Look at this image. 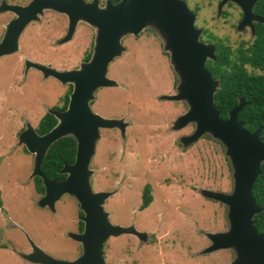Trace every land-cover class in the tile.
Instances as JSON below:
<instances>
[{"label":"rangeland","instance_id":"obj_1","mask_svg":"<svg viewBox=\"0 0 264 264\" xmlns=\"http://www.w3.org/2000/svg\"><path fill=\"white\" fill-rule=\"evenodd\" d=\"M30 1L0 0V39L15 17L3 9ZM107 1L96 0L100 8ZM183 1L195 14V27L202 29V42L210 35L233 52L252 43L253 22L241 24L242 12L234 3L219 7L220 0ZM37 16L39 20L29 22L21 32L18 51L0 57V264H32L15 252L31 253L28 240L55 259L71 261L81 254L80 245L66 235L81 220L78 203L63 194L54 212L39 205L44 193L36 192L35 176L30 177L33 155L17 146V135L26 122L35 128L45 109L60 107L70 88L34 69L25 72L24 59L59 71L78 69L82 58L93 52L95 30L78 22L73 37L58 44L65 34L66 17L46 9ZM121 44L124 51L106 72L117 86L97 88L89 107L129 124L124 138L117 129L99 130L88 164L89 184L93 192L115 190L102 205L110 213L111 224L128 227L133 221L143 235L107 237L102 244L103 262L227 264L235 257L233 248L202 252L211 243L206 234L229 228L227 207L201 194L203 189L231 193L232 169L224 148L206 133L183 147L179 140L191 135L193 123L177 131L169 129L187 105L159 99L175 93L177 77L158 32L148 26L137 36L124 35ZM145 186L150 187L152 199L137 212Z\"/></svg>","mask_w":264,"mask_h":264},{"label":"water","instance_id":"obj_2","mask_svg":"<svg viewBox=\"0 0 264 264\" xmlns=\"http://www.w3.org/2000/svg\"><path fill=\"white\" fill-rule=\"evenodd\" d=\"M256 1L220 0L219 7L232 2L242 12L241 24L264 23L262 18L252 13ZM45 9L63 14L67 19L66 34L58 44L72 38L78 22L90 25L95 30L93 52L88 61L79 64L78 69L65 71L24 59L25 72L35 69L45 79L51 77L62 85H71V91L65 109H46L55 118L56 124L48 132L38 135L26 122L17 135V146H23L26 152L33 155L30 177L41 178L44 187V194L38 200L41 207L52 210L63 194H68L78 203L83 230L79 233L67 232L66 235L80 245L81 254L71 261L55 259L30 240L31 253L22 254L14 250L16 254L32 264H105L102 244L107 237L127 233L136 237L143 235L132 224L122 227L108 220L110 213L103 210L102 205L115 190H91L88 164L95 154L99 130L117 129L124 138L129 123L123 118L103 117L91 111L89 101L94 98L97 88L117 86L116 81L106 77V72L108 64L124 51L121 38L130 34L137 36L150 26L158 32L177 77L175 93L161 95L159 99L187 105L185 112L170 123L169 129L177 131L193 123V132L180 138L181 145L186 147L206 133L223 146L232 169L231 193L201 190L204 197L227 207L229 222L227 231L206 234L211 243L202 252L233 248L235 257L227 264H264V234L256 231L253 222V216L260 212V208L251 195L252 184L259 175L260 164L264 162V144L259 141V129L248 132L243 127L244 123L237 119V113L244 104L241 98L228 111L226 118H220L213 102L218 81L205 68L206 60H215V45L200 40L202 29L195 27V14L186 3L183 0H119L115 3L107 1L100 8L96 0L88 3L83 0H31L25 6H7L3 10L12 12L15 17L5 25L0 39V57L18 51L21 32L29 22L38 21L37 15ZM63 137H70L75 142L74 161L58 171L66 175L63 180L46 179L39 170L43 157L48 147Z\"/></svg>","mask_w":264,"mask_h":264},{"label":"trees","instance_id":"obj_3","mask_svg":"<svg viewBox=\"0 0 264 264\" xmlns=\"http://www.w3.org/2000/svg\"><path fill=\"white\" fill-rule=\"evenodd\" d=\"M252 13L264 20V0L255 2ZM252 26L254 30L252 43L247 50L238 48L235 53L219 40L207 35L204 41L214 42L215 60H207L205 68L218 81L213 102L219 111L220 118H226L228 111L237 105L238 98H241L244 104L237 113V119L244 123L243 127L248 132L259 129V141L264 144V74H256L252 71L254 69L264 71V23L256 22ZM88 57L89 55H86L84 60L88 61ZM245 66L251 67L252 70L247 71ZM67 97L68 94L63 96V106L60 108L65 107ZM55 124V118L45 113L34 129L38 135H42ZM74 154L75 142L72 138L63 137L56 140L48 147L43 157L39 168L41 175L46 179L63 180L66 175L58 171L63 165L73 163ZM34 184L37 193L44 192L40 177L35 176ZM251 195L254 203L260 208V212L253 216L254 227L258 233L264 234V162L260 164L259 175L252 184ZM151 199L150 187L145 186L141 194L140 209L148 206ZM1 205L0 200V207ZM78 214L82 213L78 212ZM79 229H82L81 222H79Z\"/></svg>","mask_w":264,"mask_h":264},{"label":"flooded vegetation","instance_id":"obj_4","mask_svg":"<svg viewBox=\"0 0 264 264\" xmlns=\"http://www.w3.org/2000/svg\"><path fill=\"white\" fill-rule=\"evenodd\" d=\"M110 1H111L112 3H115L113 0H110ZM118 1H119V0H118ZM87 3H88V2H87ZM223 15H224V11H223ZM257 17H258V16H257ZM253 23H256V22H253ZM67 24H68V23H67V19H66V30H65V34H66V31H67ZM78 25H79V24H78ZM78 25H76V27H75V29H74V33H75L76 28H77ZM253 32H254V31H253ZM74 33H73V35H74ZM65 34H64V35H65ZM73 35H72V37H73ZM253 35H254V34H253ZM206 43H209V42H206ZM248 47H249V46H247L246 48H243V50H247ZM228 48H229V47H228ZM234 53H235V52H234ZM87 55H89V57H90V54H87ZM85 56H86V55H85ZM85 56L82 58V61H83V62H85V60H84ZM231 56H232V55H230V57H231ZM89 57H88V58H89ZM206 61H207V60H206ZM206 61H205V62H206ZM210 61H213V60H210ZM66 86L69 87V84H67ZM70 88H71V85H70ZM70 88H69V89H70ZM69 89H67V91L65 92V94H69V93H68V92H69ZM70 91H71V89H70ZM65 94H64V95H65ZM238 99H239V98H238ZM67 100H68V97H67ZM62 102H63V101H62ZM66 105H67V103H66ZM66 105H65V107H64L63 109L66 108ZM62 106H63V103H62V105H61L60 107H62ZM60 107L51 106V107H49V108H50V109L63 110V109L60 108ZM45 113H47L46 110H45L44 114H45ZM44 114H43V115H44ZM43 115H42V116H43ZM42 116H41V117H42ZM41 117H40V118H41ZM36 125H37V124H36ZM34 178H35V177H34ZM34 178H33V182H34ZM142 190H143V187H142ZM142 190H141V194H142ZM43 193H44V192H42L41 195H42ZM63 196H65V195H63ZM66 196H67V195H66ZM61 197H62V196H61ZM61 197L59 198V200L61 199ZM59 200H58V201H59ZM58 201H57V202H58ZM57 202H55V204H54V208H53L52 210H50L48 207H45L44 209H46V210H50V211H53V212H54V211H55V207H56V203H57ZM75 202H76V201H75ZM141 202H142V201H141ZM141 202H140V204H139L138 207H137V212H140L141 210L144 209V208H143V209H140ZM146 207H147V206H146ZM78 212H81V211H78ZM81 213H82V212H81ZM78 216L81 217L82 214H81V215L78 214ZM79 222L82 223L81 220L77 222V229H75L74 232H81V231L83 230V223H82V229L80 230V229H79ZM129 224H130V223H129ZM132 226H133V227L135 226V224L133 223V221H132ZM135 229H139V228H137V227L135 226ZM72 232H73V231H72ZM77 255H78V253L75 255V257H76ZM55 258H56V257H55ZM58 259H60V258H58Z\"/></svg>","mask_w":264,"mask_h":264},{"label":"crops","instance_id":"obj_5","mask_svg":"<svg viewBox=\"0 0 264 264\" xmlns=\"http://www.w3.org/2000/svg\"><path fill=\"white\" fill-rule=\"evenodd\" d=\"M31 61V60H30ZM46 66V65H45ZM30 69H32V68H30ZM29 70V69H28ZM27 70V71H28ZM35 70V69H34ZM56 70V69H55ZM37 71V70H36ZM59 71V70H58ZM39 72V71H38ZM42 75V74H41ZM49 78V77H48ZM47 79V78H46ZM57 81V80H56ZM58 82V81H57ZM59 83V82H58ZM60 84V83H59ZM62 85V84H61ZM67 84H65V85H62V86H66ZM46 110V109H45Z\"/></svg>","mask_w":264,"mask_h":264}]
</instances>
